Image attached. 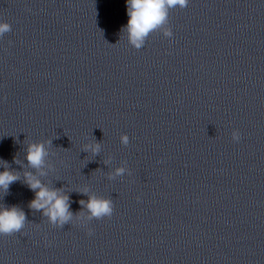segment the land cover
<instances>
[{
	"label": "clouds",
	"instance_id": "clouds-1",
	"mask_svg": "<svg viewBox=\"0 0 264 264\" xmlns=\"http://www.w3.org/2000/svg\"><path fill=\"white\" fill-rule=\"evenodd\" d=\"M188 3L189 0H127L128 22L123 31L128 43L139 50L154 32H162L165 37H171L173 33L168 27L170 10L177 7L185 8ZM10 31L9 23L0 22V37ZM231 137L233 141H239L240 132L233 130ZM120 139L124 145L129 143L127 134H123ZM50 146L51 140L27 144L25 156L27 166L35 171H24L23 182L34 193V198L29 202L28 207L35 212H41L43 216L47 217L50 224L63 227L72 222L74 218V214L70 211L69 196L63 189L49 187L40 179V176L46 175L43 169ZM83 150L95 156L100 153L101 144L98 142L86 144ZM14 163H20V161L14 159ZM104 163H109V160H105ZM2 166L4 170L0 171V192L7 194L10 185L21 180V173L11 169L6 161H2ZM126 171L129 175L131 174L124 167H118L114 173L109 174V178L122 176ZM81 194L88 196V199L79 202L82 211L77 214V218H84L85 214L87 220H99L112 216L114 205L110 198L90 195L87 188L81 189ZM26 222V213L19 206L0 205V235H12L20 232ZM89 235H91L90 229Z\"/></svg>",
	"mask_w": 264,
	"mask_h": 264
}]
</instances>
